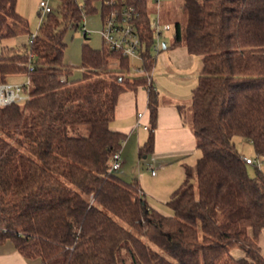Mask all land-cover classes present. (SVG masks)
I'll return each mask as SVG.
<instances>
[{"label":"trees","instance_id":"1","mask_svg":"<svg viewBox=\"0 0 264 264\" xmlns=\"http://www.w3.org/2000/svg\"><path fill=\"white\" fill-rule=\"evenodd\" d=\"M56 1L30 44L0 51V83L29 80L26 102L0 107V244L10 241L39 264H264V171L246 164L233 142H249L262 166L264 0H182L185 26L174 22L171 47L201 60L189 107L200 156L167 200L169 216L148 205L136 180L109 170L127 137L110 128L123 93L146 91L148 137L139 155L153 150L152 5L125 0L140 13V68L148 78H124L130 59L91 48L83 35L75 79L64 62L66 34L121 0ZM16 6L0 0V44L31 37Z\"/></svg>","mask_w":264,"mask_h":264},{"label":"rangeland","instance_id":"2","mask_svg":"<svg viewBox=\"0 0 264 264\" xmlns=\"http://www.w3.org/2000/svg\"><path fill=\"white\" fill-rule=\"evenodd\" d=\"M39 2L40 0H17V12L27 20L31 36L37 33L41 23L39 17L40 12L38 9ZM49 5L53 10H55L58 2L56 0H51ZM150 11L151 21L159 20L160 24H168L170 28L168 32H164L158 37L156 35L154 36V45L158 44L159 52L156 53L151 50L152 56L156 61L152 71V82L158 92L160 104L164 107L170 105H180L183 107L180 111V115L190 128L189 107L192 101V90L197 85V76L201 71V61L199 56L189 54L186 48L182 45L171 47L174 22H178L181 25L182 32L185 26V15L182 8V0H164V2L157 9L155 6H152ZM83 25L86 29L91 31L97 30L99 27V13L84 18L79 29L76 31H68L65 36L64 41L66 49L64 53V62L65 64L67 63L73 67V76L81 75V71L79 69L80 52L81 46L85 43V40L80 29ZM28 38L29 36L23 35L7 40L0 44V51L1 47L5 45L18 49L22 48L23 45L28 44ZM88 39L89 40L86 43L91 48L98 49L101 47V42L96 34L92 33ZM163 44L167 47L166 49H162ZM116 65V63H112L110 69H115ZM132 66L141 67V61L136 58L130 59V67ZM15 78L16 79L12 78L9 81L21 82L24 80V78ZM124 78L131 79L128 77L126 72L124 73ZM138 131L145 138H147L148 132L142 130V128ZM233 142L238 153L242 157L255 159L256 154L249 142L238 137H235ZM134 153L135 160L132 164H127L124 168L131 180L137 178L138 173H147L146 163L149 162L150 159V155H148L147 160H143L145 155L137 156V148ZM199 156L200 152L197 150L196 157L198 158ZM138 159L140 160V163L137 165L136 162ZM184 165L194 167L195 164H193L192 159H186L185 161L178 162L176 164L177 167H175L171 173L163 175L165 178H161V171L158 172L159 177L157 179L151 180L147 178V183L150 184L149 187L159 196H165V204L170 197L169 194L184 180V171L182 169ZM261 170L264 171V160H262ZM247 171L250 176H253L255 173L253 166H247ZM114 174L117 177L121 176L119 171H115ZM131 180L129 179L128 182ZM158 209L159 212L164 215H171V211L166 205H159Z\"/></svg>","mask_w":264,"mask_h":264},{"label":"crops","instance_id":"3","mask_svg":"<svg viewBox=\"0 0 264 264\" xmlns=\"http://www.w3.org/2000/svg\"><path fill=\"white\" fill-rule=\"evenodd\" d=\"M73 77L76 79L79 78L80 75ZM179 108L182 110L183 107L180 105L164 107L160 104L158 97V115L156 128L154 130V145L152 152L148 154L150 155V159L149 162L146 163L147 173H138V177L134 179L137 181L141 194L148 205L157 211H159V205H166V199L165 196H159L149 187L150 184L147 183V178L151 180L157 179L159 177V171L162 172L161 178H165L163 175L171 173L172 170L177 167L176 164L178 162L192 159L193 164H195L197 159V150L192 129L184 122L183 117L180 115L181 110ZM138 114H141L139 119L137 117ZM138 121L142 125H147L148 123L147 94L142 88L120 95L116 106L115 119L110 124L112 130L124 133L127 136L120 151L121 167L117 170L121 173L119 178L126 183H130L133 180H131L124 168L127 164H132L135 160L134 152L136 148L137 156H140L139 151L143 146L142 143L144 144L147 139L139 133L138 130L140 128L136 129L134 127ZM142 130L147 132V130L143 128ZM148 155H145L143 160H147ZM136 163L138 165L140 160L138 159ZM185 167L188 166L184 165L182 168L183 171ZM151 170L155 172L154 176L150 174ZM129 179L131 180L130 182H128ZM171 193L169 195H171ZM259 247L264 258V231L259 237ZM0 264H39V262L37 260L32 261L22 258L17 253L14 245L10 241H7L4 244H0Z\"/></svg>","mask_w":264,"mask_h":264},{"label":"built area","instance_id":"4","mask_svg":"<svg viewBox=\"0 0 264 264\" xmlns=\"http://www.w3.org/2000/svg\"><path fill=\"white\" fill-rule=\"evenodd\" d=\"M51 0H40L38 9L40 12V20L52 12L53 9L50 7L49 2ZM78 3H82L84 0H76ZM156 9L164 2V0H147ZM109 5V3H107ZM112 5V4H111ZM112 9L106 13L104 18L101 17L99 12V28L95 31L86 29L85 26L80 29L82 35L90 36L92 33L97 34L100 38L101 45L108 49L121 53L124 57L129 59L136 58L140 60L142 46L139 39L136 23L140 18V13L136 6L128 4L125 0H121L118 4L111 6ZM158 13V11H157ZM151 28L154 32V36H160L164 32L170 30L168 24H160L159 20L151 21ZM34 35L28 40V44L31 43ZM152 50L156 53L159 52L158 44L152 46ZM128 77L132 78L135 76H142L148 78L144 74L140 67H131L129 72H126ZM152 80L149 76L148 81ZM65 77H60V82H65ZM29 99V80L24 79L21 82H7L0 83V107H4L10 104H21ZM138 119L141 114L137 115ZM137 128L147 129V125H142L139 121L134 126ZM248 165H253L257 168L261 167V160L259 158L251 159L242 157ZM121 167V153L117 152L111 157L110 172H115ZM152 176L155 175L153 170L150 171Z\"/></svg>","mask_w":264,"mask_h":264},{"label":"water","instance_id":"5","mask_svg":"<svg viewBox=\"0 0 264 264\" xmlns=\"http://www.w3.org/2000/svg\"><path fill=\"white\" fill-rule=\"evenodd\" d=\"M162 48H163V49L165 48V45H164V44L162 45Z\"/></svg>","mask_w":264,"mask_h":264}]
</instances>
